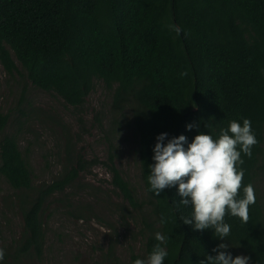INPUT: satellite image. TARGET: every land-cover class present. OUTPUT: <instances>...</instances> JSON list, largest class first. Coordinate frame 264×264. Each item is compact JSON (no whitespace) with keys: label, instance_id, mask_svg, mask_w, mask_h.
Returning <instances> with one entry per match:
<instances>
[{"label":"trees","instance_id":"16d2710c","mask_svg":"<svg viewBox=\"0 0 264 264\" xmlns=\"http://www.w3.org/2000/svg\"><path fill=\"white\" fill-rule=\"evenodd\" d=\"M171 25L182 32L177 35ZM0 65L9 75L20 73L19 65L32 86L74 109L101 81L111 93L112 116L130 111L147 203H140L123 179L115 154L102 164L127 207L143 215L139 234L145 259L132 254V264L147 260L159 243L156 233L166 237L163 264H199L215 257L213 249L221 243L229 245L233 258L243 255L249 264H264V203L256 188L264 174V0H0ZM9 118L0 111V176L18 192L23 229L3 248L0 264H35L45 247L44 205L54 195L68 202L67 190L78 187L87 165L67 139L69 159L61 173L34 188L17 136L4 132ZM243 119L251 121L258 143L251 158L241 153L238 199L250 183L256 202L249 206L247 224L225 215L231 231L220 240L214 229L194 231L182 223L192 208L179 203L176 187L159 196L148 191L153 148L162 133L168 139L183 135L188 143L201 133L215 140L231 121L242 126ZM189 124L192 130H186ZM113 249L107 264H121Z\"/></svg>","mask_w":264,"mask_h":264},{"label":"rangeland","instance_id":"374dc122","mask_svg":"<svg viewBox=\"0 0 264 264\" xmlns=\"http://www.w3.org/2000/svg\"><path fill=\"white\" fill-rule=\"evenodd\" d=\"M18 69L20 73L9 75L0 65V111L10 117L4 132L17 136L19 149L32 170L33 187L49 183L61 173L69 159L67 139L87 165L78 187L67 190L68 202L54 195L44 205L45 247L41 261L35 264H107L111 245L121 264H132V254L145 259L144 240L139 234L144 228L143 215L127 207L102 164L110 152L115 154V166L123 179L137 200L147 203L130 111L112 116L111 93L101 81H95L85 104L74 109L32 86L19 65ZM61 126L69 138L64 137ZM262 149L264 154V143ZM262 160L264 163V155ZM256 188L264 203V174ZM17 196L0 176V248L12 245L23 229Z\"/></svg>","mask_w":264,"mask_h":264},{"label":"clouds","instance_id":"9594fccd","mask_svg":"<svg viewBox=\"0 0 264 264\" xmlns=\"http://www.w3.org/2000/svg\"><path fill=\"white\" fill-rule=\"evenodd\" d=\"M170 27L177 35L182 32L177 25ZM192 128V124L186 126V130ZM167 135L162 133L156 137L148 191L159 196L164 189L176 187L181 198L179 203L192 208L191 218L181 217L182 223L191 225L194 231L214 229L218 239L226 240L231 226L224 222L225 215L237 217L247 224L249 206L256 202L255 190L250 183L243 189L244 197L238 199L244 177L243 169L238 170V165L243 164L241 153L251 158L252 148L258 143L251 121L243 119L242 126L231 121L226 129L220 130L219 138L215 140L201 133L188 143L183 135L170 139ZM155 239L159 243L147 260L137 259L134 264H163L167 251L161 244L166 243V237L156 233ZM228 247V244H219L213 249L217 255L207 256L199 264H249L248 256L233 258ZM4 256L5 251L0 248V261Z\"/></svg>","mask_w":264,"mask_h":264}]
</instances>
